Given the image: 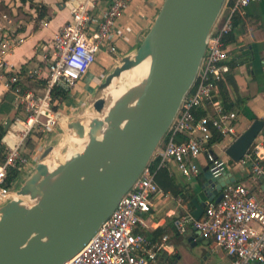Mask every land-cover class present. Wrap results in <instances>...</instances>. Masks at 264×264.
Instances as JSON below:
<instances>
[{"label":"built area","instance_id":"1","mask_svg":"<svg viewBox=\"0 0 264 264\" xmlns=\"http://www.w3.org/2000/svg\"><path fill=\"white\" fill-rule=\"evenodd\" d=\"M101 1L68 0L65 3L71 20L52 41L44 76L38 68L23 72L8 62L9 55L27 39L21 32L19 13L4 14L3 23L0 21V86L12 93L16 109L24 114L12 119L3 137L8 150L5 161L0 162V209L16 200L19 177L29 171V140H35L32 145L37 151L43 145V138L61 126L64 117L61 104L66 100L55 98L54 90L60 87L68 93V99L71 98L97 62L102 49L106 47L113 54L118 51L114 27L132 0H106L108 6L104 10L100 8ZM257 1H226L208 37L194 85L151 160L158 161L157 169L170 170L173 166L185 177H198L201 169L197 160L201 156L206 157L215 170L226 168L225 161L217 158L215 144L211 145V141L214 133L223 140L238 138V113L226 110L215 96L219 92V82L230 72L226 37L234 31L237 15ZM98 10L100 12H96ZM23 78L44 81L43 93L23 89ZM209 105L214 112L207 111L198 117L199 110ZM262 150L264 128L240 162L248 166L254 178L264 182ZM151 162L92 239L65 264H173L165 260V255L173 256L176 252L169 234L152 241L136 232L142 222L141 216L149 214L153 203L161 198L175 201L183 209L173 221L179 235L193 226L204 236L213 238L230 259V264H264V198L256 197L244 185L231 183L223 189L220 202L207 203L198 220L185 206L183 198H176L158 185ZM15 170L18 176L13 179L11 172Z\"/></svg>","mask_w":264,"mask_h":264},{"label":"water","instance_id":"2","mask_svg":"<svg viewBox=\"0 0 264 264\" xmlns=\"http://www.w3.org/2000/svg\"><path fill=\"white\" fill-rule=\"evenodd\" d=\"M227 0H165L137 52L121 60L90 100L100 114L110 80L153 52L147 81L134 105L131 99L109 117L82 118L67 123L84 137L104 130L100 141L74 153L52 172L44 163L19 189L34 205L17 200L0 209V264H65L77 255L115 211L151 162L165 138L182 101L196 80L208 37ZM12 120L4 125L8 131ZM106 124L107 127H106ZM264 119L256 120L227 149L240 162L250 151ZM53 150L46 149L44 160ZM208 166L202 186L208 202H220L223 189L236 182L225 167ZM43 180L42 186L40 185ZM40 185V186H39ZM207 202L195 200L201 219ZM199 241L209 244L194 227Z\"/></svg>","mask_w":264,"mask_h":264},{"label":"crops","instance_id":"3","mask_svg":"<svg viewBox=\"0 0 264 264\" xmlns=\"http://www.w3.org/2000/svg\"><path fill=\"white\" fill-rule=\"evenodd\" d=\"M164 1L132 0L128 3L114 27V33L117 37V53H110L104 47L98 55L97 62L91 67L87 77L80 84L78 91L64 104H61L64 117H66V124L71 121L84 102L91 99L102 81L120 65L121 60L137 52L153 27ZM66 2L63 0H0V7L8 9V13H19L18 20L22 21L21 32L27 38L25 43L14 49L9 55L8 62L10 65L23 72L38 68L43 76L47 74V60L50 58L52 41L56 33L71 20L70 11L65 5ZM43 5L48 7L49 16H39L36 6ZM107 6V1L102 0L101 10L106 9ZM96 12H100V10ZM1 14L5 13L0 12ZM227 44L229 50L228 65L236 82L237 90L235 91L225 78L224 91L226 95L222 97L219 89L215 100L224 107L225 104L232 107L233 111L238 113L237 137H239L254 121L264 119V0L250 4L241 14L237 15L233 40ZM21 86L23 89L32 91L35 94H42L44 81L35 82L23 78ZM6 93L7 90L0 86V102ZM13 107V111L9 116H0V122L4 125L8 119L12 120L16 116H24L21 111L16 109L14 98ZM207 111L214 112L213 106L203 107L199 110V113L204 115ZM62 124L63 122L56 129V132L63 130ZM54 137L53 135L51 139ZM232 143L234 141L228 138L215 144L214 151L217 158L225 161L227 171L236 178V183L246 186L256 197L264 198V182L262 179L254 178L248 166L242 162L231 163L226 153ZM42 147L37 152L44 151L45 149ZM27 151L29 154L31 153L28 156H31L32 153L36 154L35 150L27 149ZM262 154H264L263 150ZM197 162L201 169L198 177H185L173 166L168 170L170 176L175 179L177 186L189 188L196 194L194 211L196 209L195 200L200 203L203 201L208 203L202 186L206 181L204 173L209 163L204 156L198 158ZM30 169L32 170L31 165L29 166V172ZM182 212L183 209L178 206L177 202L163 198L158 199L153 203L152 211L141 216L142 222L137 226L136 232L149 238L148 235L156 230L165 229L166 234L171 236L176 246V252L173 256L165 255V260H169L173 264H184L183 262L192 264L195 261H192L191 256L196 253V249L199 250L203 260L216 255L218 258L216 264H230V259L225 255L223 249L217 246L213 238L205 236V240L209 241V244L199 241V236L196 235L193 226H189L185 234L179 235L175 232L173 221ZM192 252L194 253L192 254Z\"/></svg>","mask_w":264,"mask_h":264},{"label":"bare ground","instance_id":"4","mask_svg":"<svg viewBox=\"0 0 264 264\" xmlns=\"http://www.w3.org/2000/svg\"><path fill=\"white\" fill-rule=\"evenodd\" d=\"M153 52H150L144 59H142L139 63H136L132 66V68L125 70L118 75H116L114 78L110 80V83L107 87L106 92V103L104 110L98 115L97 118L104 119L105 117H109L110 114H113L114 112H117L122 105L131 99L132 102H130V105H134L135 100L137 99L138 95L141 94L142 90L144 89L145 83L147 81V77L149 74L151 61H152ZM121 76H125L128 81V87L127 88H121L117 92V88H115L114 83L117 79H119ZM90 115V114H89ZM85 116L88 117V114L86 113ZM66 117H63L64 125ZM89 121V120H87ZM108 124H106L107 127ZM67 131H73L68 128V125H66ZM69 129V130H68ZM105 135L104 130L99 131H93L91 133L90 137H84L79 135L77 132L73 131V134H71V138L75 144H81L83 147H86L90 142L92 141H100L103 139ZM73 151L70 155V157L73 155ZM58 156V155H57ZM60 159V158H59ZM63 160V159H62ZM61 160V161H62ZM64 161V160H63ZM42 163L47 165L49 168V171L52 172L56 169L57 166H55L54 162L49 160L47 161V158H45ZM63 163V162H61ZM30 198V199H29ZM16 200L20 203L25 204H35V199L31 198V195H16Z\"/></svg>","mask_w":264,"mask_h":264},{"label":"trees","instance_id":"5","mask_svg":"<svg viewBox=\"0 0 264 264\" xmlns=\"http://www.w3.org/2000/svg\"><path fill=\"white\" fill-rule=\"evenodd\" d=\"M64 2L68 0H63ZM37 11L39 12L40 17H46L49 16V9L46 6H36ZM236 20V18H235ZM234 28H235V22H234ZM233 40V32L226 37V43H230ZM227 79V82H229L234 90H237V85L234 80L233 75L229 72L227 73L224 78L219 82V89L221 91V96L225 97V91H224V79ZM27 79V78H26ZM29 80V79H28ZM54 97L55 98H62L63 100L68 99V93L63 90L62 88L58 87L54 90ZM13 95L11 92H7L4 98L0 102V116H9L11 112L13 111ZM224 104V102H223ZM223 106V105H222ZM224 107V106H223ZM226 110L233 111L234 109L232 107H228L225 104L224 107ZM203 115L202 113L197 114L198 117ZM6 135V132L4 130V124L0 122V162L5 161V154L7 152L6 146L3 144L2 140L3 137ZM223 140L221 136H219L217 133H214V137L211 141V145L220 143ZM231 163H235L234 161L231 160ZM158 161H153L151 162V166L154 171H156V181L158 185L165 191L171 193L173 196L176 198H183L185 206L191 210L192 212L194 211V199L197 197L196 194L190 190L189 188H182L177 186L175 179L170 176L168 170L166 169H157ZM12 178H16L18 176V171H12ZM167 231L165 229H158L152 234L148 235L152 241L158 240L160 237H162L164 234H166Z\"/></svg>","mask_w":264,"mask_h":264},{"label":"rangeland","instance_id":"6","mask_svg":"<svg viewBox=\"0 0 264 264\" xmlns=\"http://www.w3.org/2000/svg\"><path fill=\"white\" fill-rule=\"evenodd\" d=\"M8 9L3 8L2 6L0 7V12H4L5 14H10L8 13ZM4 15V14H3ZM3 15H0V20L3 23ZM120 66V65H119ZM114 72V70H113ZM112 73V72H111ZM106 82V79L102 81V83L100 85H102L103 83ZM115 88H117V92L119 91V89L121 88H127L128 87V81L127 78L125 76H121L119 79H117L114 83ZM96 95V92H94V94L92 95L91 99ZM87 100L84 102L83 106L80 107L77 111L76 114L74 115V117L71 119H78V118H82L85 120H92L94 118H97L99 113L94 109L93 104L90 102V100ZM88 114V117L85 116V114ZM90 114V115H89ZM63 122V121H62ZM70 122V121H69ZM68 122V123H69ZM63 126V130H58V132H54L50 135H47L45 138H43V148L46 150L50 147L53 148V150L51 151V153L46 157L47 161L51 160L54 162L55 166H59L60 164H62L61 162H65V160L70 157L72 151L74 152V146L75 143L73 142L72 138H71V134H73V131H67L66 129V125H64V122L62 124ZM69 130V129H68ZM55 136L53 139L52 136ZM35 140H29V144H28V148L31 150H34L33 146H32V142H34ZM219 149V148H218ZM217 149V150H218ZM44 150V151H45ZM44 151H36V154L34 155V153H32L31 156H29V160H30V165L32 166V170L30 169V172L27 171L22 173L19 177V183L16 185L15 187V191L18 192L20 187L30 178L32 177L35 173H36V168L38 163L42 162L43 160H41L42 155L44 154ZM58 155V156H57ZM60 158V159H59ZM64 161H63V160ZM62 160V161H61ZM43 184V180H41L40 185L42 186ZM39 185V186H40ZM30 199V198H29ZM31 205V204H29ZM194 250V249H192ZM195 252V251H194ZM192 252V254L194 253ZM192 257V264H216L218 262V258L216 257V255H212V257L208 258L207 260H203L200 256L199 250L196 249V253L191 256ZM184 264H187L186 262H183ZM181 264V263H180ZM191 264V263H188Z\"/></svg>","mask_w":264,"mask_h":264}]
</instances>
